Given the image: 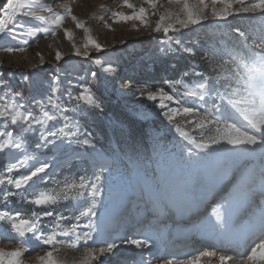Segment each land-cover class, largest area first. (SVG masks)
Returning <instances> with one entry per match:
<instances>
[{"label": "rangeland", "instance_id": "374dc122", "mask_svg": "<svg viewBox=\"0 0 264 264\" xmlns=\"http://www.w3.org/2000/svg\"><path fill=\"white\" fill-rule=\"evenodd\" d=\"M2 2L3 0H0V3ZM129 2L137 9L141 6L147 7L144 0H129ZM254 2L256 0H245L244 6ZM40 3L52 9L51 12H40L46 21L55 19L56 15L62 16L63 20L57 26L46 21H36L22 14L17 15L15 19L19 24L39 26L42 30L36 32L34 36H20L19 33L22 30L17 27L15 29L16 38L10 34L11 22H9V30L0 34V81L4 82L0 85V94H3L7 88H11L13 94L22 93L26 106L34 114L39 115L41 109L31 100L46 102L47 95L51 94L48 85L58 78L59 89L56 93L60 97L58 103L69 109L64 115L70 120L78 121L85 131L92 132L95 152L110 155L113 161L112 170L107 174L108 179L104 182L105 191L102 192L97 207L98 215L114 202L116 190L128 192L129 189H141V182H144V179L151 180L153 184V189H150L152 195L148 200L158 206V194H162L164 190L162 183L164 172L168 169L167 160L169 158L181 165L182 171L192 178V194L197 193L199 185L200 190L209 192L203 201L204 208L197 214L199 218L203 214L213 215L214 209L208 208L211 205L210 202L218 203L219 206L225 200L232 198L240 170L243 166L255 162L236 159L225 152V149L230 148L225 144L221 145L219 152L205 165L193 167L186 164L182 159V151L187 141L175 132V127L179 126L182 131L189 134L190 138L197 140L202 137L207 140L210 136L216 135L215 127L206 125L203 118L196 114L185 116L181 113L172 123L157 114L170 108L192 106L191 100L185 99L180 103L165 101L166 107L160 109L155 106L159 101H148L146 95H140L141 92L146 94L149 91L163 88L175 97L185 90L184 86L165 83V81L182 78L187 81L182 75L173 80L163 79L158 82L145 79L150 69V67L145 68V62L159 63L162 56H168L175 52V49L179 50V46L175 44L169 46L162 44L163 32L155 31V23L159 16L149 15L147 26L138 20L126 22L119 20L113 15L114 12H122L125 15H131L133 12V9L123 6V0H40ZM175 7V5H170L168 0H159L156 11L162 14L166 9L175 10ZM240 7L241 5L234 4L233 10ZM68 9H71V15L68 14ZM206 11L210 15L211 8L209 7ZM72 16L82 21L84 26L78 28ZM0 19H3L2 14H0ZM43 29H48V31L45 32ZM66 29L72 33L71 39L65 36ZM85 29L89 31L86 33ZM236 29L244 31L249 35L250 40L260 37L264 34V14L241 12L227 19H209L202 21L200 25L190 26L189 29L182 30V33L176 35L181 36L186 46L194 47L195 55L200 57L201 69L204 71L206 61L202 59L205 55L203 50L221 45L226 47L236 45L239 40V33ZM23 31L26 32L27 29ZM52 32L56 34L52 35ZM88 36L101 45L100 50L90 44L85 48ZM24 40L28 43L25 44ZM4 42L7 44L4 45ZM143 43L145 45H142ZM8 48H23L24 50L9 52L6 50ZM77 49L80 55H77ZM162 49L166 50L162 51ZM57 51L62 54V59L59 61L55 58ZM85 51L88 53L87 56L83 54ZM96 60H100L101 63L96 64L94 62ZM108 64H111L116 71L110 74L104 72L103 68ZM93 72L96 73L95 77L92 76ZM190 76L191 81L198 79L194 75ZM125 84L129 85L128 89L123 88ZM172 87H176L177 92H172ZM85 89L90 90L102 102L105 109L102 114L98 110L89 109L82 102L69 99V95L78 96ZM46 110L56 111L51 105H47ZM229 122H235L242 129L246 123H242L238 117ZM51 124L60 127L63 119L58 118L50 122ZM200 124H205V127L200 128ZM15 131L19 132L20 129L16 128ZM29 139L33 142L32 147L34 148L36 136H30ZM16 155L19 157L20 154ZM93 155V149L81 148L75 144L55 154L45 149L41 159L50 162V167L46 169V172L52 175V180L40 183L39 188L52 189L55 181L65 179L78 181L80 176L85 177L87 181L94 170ZM6 162L15 163L16 160L13 156L0 152V172L5 169ZM26 168L27 165L24 168L14 169L11 175L16 178L26 174ZM202 175H204V180H202ZM8 188L19 194L10 197L7 207L4 203H0V211L10 210L12 214L19 211L24 218L29 219L33 218L32 213L35 212L41 217L39 227L43 229L45 236L52 231L68 232V235H57V242L54 245H44L42 240L32 238L31 233H26L25 237H19L11 230L10 222L4 221L0 222V248L12 250L16 247H26L28 251L21 257L24 264H40L37 257L43 256L45 252L55 247L59 251L54 252V256L63 260L65 264H81L85 259L86 251L92 247L89 241L77 240V233L82 237L83 233L88 231V228L84 227L88 221L86 218H80L77 221L76 217L88 201L61 198L54 205L36 206L30 203L33 199L32 189H29L27 185L20 190L12 186ZM61 189L62 186L57 187V191ZM0 201H3L2 189H0ZM218 206L215 209H218ZM193 209L194 202H189L186 215H190ZM244 210L243 207L237 212L238 214L235 213L237 221L242 218ZM44 211H52L53 216H43ZM59 215L64 216L65 219L57 221L56 218ZM95 219L93 217V220ZM144 220L142 224H138L139 232L147 231L150 227L148 224L151 222L145 218ZM77 223L80 226L75 232L71 231ZM73 243L77 247H71ZM119 244L118 249L102 259H106L108 264H140L136 259L139 249L127 243L119 242ZM185 248L176 250L183 253L187 250ZM125 249L129 254L121 258L119 250ZM245 251H251V248ZM259 255L260 252L257 253V259L260 264H264V260H260V257L264 255ZM158 264H165V261H158Z\"/></svg>", "mask_w": 264, "mask_h": 264}, {"label": "snow or ice", "instance_id": "6c2138e0", "mask_svg": "<svg viewBox=\"0 0 264 264\" xmlns=\"http://www.w3.org/2000/svg\"><path fill=\"white\" fill-rule=\"evenodd\" d=\"M170 5H175V10L166 9L164 13H159L156 9L159 6V0H144L147 7L141 6L138 9L129 0H123V6L133 9L131 15H125L122 12H114L113 15L119 20H138L145 26L148 25L149 15H158L159 19L155 23V31L163 32L164 39L162 44L169 46L175 44L179 46V50L195 55L193 46H186L181 39L182 30L189 29L190 26L200 25L202 21L209 19H227L234 14L243 13H260L264 14V0H256V2L244 6L245 0H168ZM239 4L240 8L233 10V5ZM221 5L222 7H217ZM211 8L210 15L206 9ZM51 12L50 6L40 3V0H3L0 3V14L3 19H0V34L9 30V22H11V32L13 38H16L15 29L18 27L22 31L20 36H34L36 32L42 29L39 26H30L19 24L15 17L24 15L33 18L36 21H46L40 12ZM68 14L71 15V9H68ZM75 21L78 28H82L83 22L75 16L71 17ZM63 17L56 15L55 19L46 21L57 26L62 22ZM27 29V31H23ZM47 32L48 29H43ZM89 30L85 29L87 33ZM239 33V40L232 47L218 46L206 48L204 59L206 67L204 71L189 73L185 71L183 77L194 75L198 79L191 82L183 80L165 81L169 85H181L185 87L182 93L173 96L166 92L163 88L156 91H149L146 94L141 92V96L146 95L148 101H159L156 107L164 109L165 101H174L180 103L188 99L192 101V106H184L183 108H170L167 111L158 112L169 123L179 114L185 116L196 114L200 115L205 124L215 127L216 135L210 136L207 140L203 137L200 140L190 138L189 134L182 131L179 126L175 127V132L187 141L182 151V159L188 165L199 167L205 165L215 154L220 150L221 145L230 146L225 149L236 159L241 161H253L255 163L247 164L240 170V176L234 187L232 198L225 200L219 204L218 209H214L213 215L208 221V228L213 232L219 231L225 239H236L234 233L228 227V219L240 211L243 207L252 208V216L254 223L250 231L253 234H258L256 238L259 243H256L251 251L237 253L236 257L230 255H220V264H228V261H237V264H260L257 259V253L264 250V34L258 38L250 40L249 35L244 31L236 29ZM52 32V35H55ZM171 34V35H170ZM65 36L69 39L72 33L65 30ZM257 40L259 42H257ZM25 44L27 40L23 41ZM88 44L95 49L100 50L101 45L95 42L90 36L87 37ZM7 51H23V48H8ZM166 50V49H162ZM85 56L88 53H83ZM77 55H80L77 49ZM227 57V58H225ZM57 61L62 59V54L57 51L55 54ZM100 64V60L94 61ZM195 67V66H194ZM106 73L116 71L111 64L103 68ZM96 73H92L95 77ZM4 82L0 81V85ZM48 87L51 89V94L46 97V102L32 99L41 109V113L36 115L26 106L23 94L20 92L12 93L11 88H7L3 94H0V152L13 156L15 163L6 162L5 169L0 172V189L3 191V201L5 207L10 203V197L18 195L9 190L8 186L20 190L23 186H28L32 189L31 195L33 199L30 203L41 205H54L61 198L64 200L88 201L83 210L79 211L76 220L86 218L87 224L84 227L88 228L87 232L81 237L77 233V240L84 239L85 241H94L102 239L103 247H99L97 251L88 249L85 253V259L81 264H88V261H98V264H108L106 259L109 254L118 249L120 243L134 245L137 249L155 247L159 243L158 237H154L151 231L140 232L137 235L143 238H126L117 236L109 237L111 242L104 239L112 230L113 221L111 217L101 218L98 215L97 207L100 203L102 192L105 191V181L108 179L107 174L111 172L113 161L110 155L105 153L95 152V144L93 133L85 131L80 123L75 120H70L65 116V112L69 111L61 103H58L60 97L56 95L59 85L58 78L54 79ZM124 89H128L129 85L125 84ZM172 92H177L176 87H172ZM69 99H75L77 102H82L89 109L98 110L101 114L105 111L102 102L90 90H82L78 96ZM47 105H51L55 112L46 110ZM240 118L244 123L243 129L238 127L233 121L235 118ZM58 118L63 119V124L57 127L50 122L56 121ZM205 124H200V128H204ZM20 131L16 132L15 129ZM36 136L34 148L30 136ZM73 144L81 148L93 149V173L87 181L85 177L80 176L79 180L55 181V186L52 189H40L39 184L52 180V175L46 172L49 169L50 162L41 159L44 150L47 149L53 154L62 151ZM19 153V157H17ZM31 161V163H29ZM26 168V174L19 175L14 178L11 173L14 169ZM44 174V175H41ZM35 178V179H34ZM32 182V183H30ZM61 191H57V187H61ZM43 216H53L52 211H44ZM32 219L24 218L19 212L12 214L10 210L0 211V222H10V228L19 237H25L26 233H31L32 238L43 242L44 245H54L57 242V235L67 236L68 232L52 231L48 235H44L43 229L39 227L41 217L33 212ZM93 217L96 219L93 220ZM57 221L65 219L64 216H57ZM59 225L57 224V227ZM80 225L77 223L71 229L75 232ZM39 233V234H37ZM95 233V236L93 235ZM27 243V241H25ZM71 247L77 245L73 243ZM28 251L26 247H16L12 250H4L0 248V264H24L21 257ZM59 250L55 247L51 251L45 252L43 256L37 257L40 264H65V262L54 256V252ZM174 259L165 261V264H194L193 260H184L176 258V254H172ZM202 256L212 255L208 252H202ZM264 260V257H260ZM140 264H150L146 262L141 254Z\"/></svg>", "mask_w": 264, "mask_h": 264}, {"label": "bare ground", "instance_id": "6f19581e", "mask_svg": "<svg viewBox=\"0 0 264 264\" xmlns=\"http://www.w3.org/2000/svg\"><path fill=\"white\" fill-rule=\"evenodd\" d=\"M167 164L168 169L164 172L162 183L164 190L162 194H158V206L148 200L152 195L150 189H153L151 180L144 179V182H141V189H129L128 192L116 190L114 202L99 214L101 218L111 217L113 221L112 230L104 239L108 242H111L109 237L117 236L142 239V236L137 235L140 233L138 224H142L145 221L144 218L148 219L152 224H148L150 227L147 231H151L154 237H158L159 243L150 249H139L136 259L140 262L142 254L144 261H150V264L174 259L172 254H176V258L179 259H191L194 264H220V255L236 257L237 253L245 252L247 248H252L259 241L256 238L258 234L250 231L254 223L251 207H244L240 220H236L235 214L228 219V227L236 233V239H225L219 231L210 230L208 221L212 215L203 214L201 218L197 215L204 208L203 201L209 192L200 190L199 185L197 193L192 194V178L182 171V166L171 158L167 160ZM203 176L202 180H204ZM189 202H194V209L190 215H186ZM210 203L208 208L211 207V210L218 206V203L215 205ZM126 232L130 234H125ZM93 235L95 236V233ZM119 242L117 239V243ZM89 244L93 251L104 246L103 240L99 238L95 242L90 240ZM184 247L187 250L183 253L176 250ZM202 252L212 255L202 256ZM259 252L260 255H264V250ZM119 254L122 258L129 252L126 249L119 250ZM88 264H98V261L90 260ZM228 264H237V261L230 260Z\"/></svg>", "mask_w": 264, "mask_h": 264}, {"label": "trees", "instance_id": "16d2710c", "mask_svg": "<svg viewBox=\"0 0 264 264\" xmlns=\"http://www.w3.org/2000/svg\"><path fill=\"white\" fill-rule=\"evenodd\" d=\"M234 25L238 28H241L236 24ZM142 45H145V43H143ZM162 57L163 58L160 59L159 63H155L152 61L144 63L145 68L150 67L148 73L145 75V79L156 82L162 81L163 79L173 80L180 77L181 75L183 76V73L185 71L189 73L194 71H202L201 60L199 59L200 57L198 58V55L190 56L182 53L178 49H175V52L168 54V56L164 55ZM190 77L191 76L189 75L185 79L187 81H191Z\"/></svg>", "mask_w": 264, "mask_h": 264}]
</instances>
